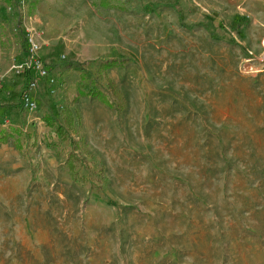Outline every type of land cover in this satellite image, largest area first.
Instances as JSON below:
<instances>
[{"label":"rangeland","instance_id":"374dc122","mask_svg":"<svg viewBox=\"0 0 264 264\" xmlns=\"http://www.w3.org/2000/svg\"><path fill=\"white\" fill-rule=\"evenodd\" d=\"M10 1L0 0L11 62L0 95L12 101L5 106L21 107L17 119L26 112L34 122L40 111L62 119V106L81 87L109 90L98 69L112 55L84 66L63 52L55 86L40 79L29 90L39 94L36 111L24 107L18 98L25 77L13 64L26 58V33H42L32 25L36 11L47 6L58 21L75 20L80 15L67 12L75 2L80 14H101L102 38L115 13L100 0ZM84 3L93 6L90 13ZM216 6L196 8L202 22L192 31L170 16L166 31L146 33L154 43L135 44V59L107 71L124 110L81 98L74 106L81 125L65 141L42 117L46 131L33 142L31 132L13 130L11 118L0 113V135L9 133L0 142L1 170L34 164L32 157L52 160L39 184L19 185L28 171L0 177V264H264V11L233 19L219 16L223 5ZM11 138L20 153L2 149ZM70 156L78 180L68 168ZM57 179L76 181L79 196ZM18 226L23 236L15 238Z\"/></svg>","mask_w":264,"mask_h":264},{"label":"crops","instance_id":"0c3cea01","mask_svg":"<svg viewBox=\"0 0 264 264\" xmlns=\"http://www.w3.org/2000/svg\"><path fill=\"white\" fill-rule=\"evenodd\" d=\"M123 1L124 0H117L114 1V3L124 4ZM216 2L222 3L224 10V15H218L230 16L233 17V19L241 17L247 20L252 17H256L258 13L264 11V0H128V4H125L127 7L126 10H121L119 8H107L113 9L115 14L114 17L110 19V28L106 29L107 32L109 31V34H104L105 37L102 38L101 32L103 30L104 21L102 20L101 14L97 15V13L94 14L93 12H91L90 9L93 6L86 7L85 3V6H83L87 8L89 10V13L91 12L92 15L88 16L87 13L80 14V12H78V5L75 2H70L67 9L68 14L72 16L80 15L79 18H75L74 20L72 17V19L69 18L68 20H64L63 22L58 21L55 18L56 12L52 11L46 6L45 8H40V10L36 11L32 19V25L36 29H41V34L36 33V38L41 44H43L42 50L40 52V57L49 67L52 75L55 76L54 69H56V64H58L59 62L58 59L60 53L63 54V52H65L69 56V60H74L77 63L85 62L84 66L90 63L91 60L101 59L106 55H112V58L119 59H135L134 54L131 52V48L135 44L137 45L144 42L150 43V40L152 39H148V37L145 36L146 33L153 32L154 34H157L160 30L166 31V23L168 17L172 16L175 21L179 23L180 29L182 27V29L185 28V31L187 32L192 31L195 25L193 23H197V21L202 22V20L195 18L196 15H198L197 17L200 16V14H196V8L199 9L198 7L200 6V8L203 9H213L212 11H216L214 10L218 9V7L216 6ZM88 5L90 6L92 4L90 3ZM120 17L122 18L119 19ZM215 21L216 24L220 23V20ZM57 23L59 28H57L56 26ZM198 25L199 24H196V26ZM172 27L175 28L177 26L174 25ZM88 28L90 32L93 31V34L90 36L87 35ZM208 30L213 31L214 29L211 28ZM8 39L9 36L6 34V31L4 29L2 30V27H0V79H4L3 82L5 90L8 83L6 80L9 74L8 70L9 66H11V62L8 61L7 58L10 53H8L6 50V41H8ZM154 40H152L153 43ZM24 46L27 49V45L23 44V46H21L22 51L25 49ZM24 54H26V50H24ZM19 76L23 75H18V77ZM9 82L12 81L9 79ZM22 88L23 87L21 86L19 93L20 91L22 92ZM30 96L35 101H38L39 94L37 90L33 92L30 91ZM0 98V113H3L6 115V117L11 118V127H14L12 129L14 130L16 128H22L25 130L26 128L28 133H32V138L30 140H32L33 142L36 141L38 143V141L40 140L41 131L45 130V128L41 126L44 123L43 121H41V118L46 113H40L41 111L36 112L35 121L31 122V120L28 119V116H30L31 114L22 112L25 115V118L19 117L21 119L19 120L17 119V116L18 111L21 107L9 105L5 106V104H11L12 101L10 102L6 98V96L5 99H2L4 98V94H1ZM18 99H20V96ZM14 100V104L18 103V100ZM100 103L102 102L100 101ZM48 129L52 131L50 127H48ZM16 142L17 141H15V138H11V140H9L7 143H2V146H4L2 149L11 150V152L14 154L20 153V149L15 147ZM9 143H13L14 145L11 147L7 145ZM52 146L55 147L54 144ZM131 146L133 151H135L134 145ZM52 156H54V154H52ZM31 160L34 161V164H36L34 165L32 162L30 163L29 160V163H25V165L19 164L18 166H15V169L13 170L11 169L9 171H5L0 169V177L12 175H15L17 177L22 175L23 172L28 171L29 179L24 178L22 180L21 177H18V180L20 181L19 185H21L22 187H27L31 182L32 185L41 183V177H39V174L44 169L45 163H51L52 160L48 159L42 160L40 162L35 159V157H32ZM53 161L57 160L55 159ZM63 166L64 165H62V167ZM54 168L55 167L52 168L53 174L54 171H57V168ZM57 181L61 186H64V189H68L70 191L73 188L71 191H81V189H79L76 185V181H74L75 183H72L71 181H61L60 179H57ZM77 194L79 196V192H77ZM84 202L85 197L83 198L82 203ZM107 203L110 204V201H108ZM111 205L113 206L114 204ZM20 227L21 226H18L16 228L15 238L23 236V231L22 229H20ZM30 230L31 233H33V230ZM120 243L121 250L123 251L125 244L123 235L121 237Z\"/></svg>","mask_w":264,"mask_h":264},{"label":"trees","instance_id":"16d2710c","mask_svg":"<svg viewBox=\"0 0 264 264\" xmlns=\"http://www.w3.org/2000/svg\"><path fill=\"white\" fill-rule=\"evenodd\" d=\"M10 1V0H9ZM114 1L117 0H100L99 5L103 6L105 8H119L121 10H126L127 7L126 5L123 4H116ZM11 2V1H10ZM125 63V60L123 59H118V58H112V59H107L106 61L102 62L99 66L98 72L100 74H104L107 81H108V91L103 90L102 88H94V89H89L86 90L83 87H81L77 95L73 97L72 100L69 102H66L62 108H61V117L62 119L59 118L57 115H53L50 113H46L42 120L46 123L47 126L52 127L56 131V135L60 137L62 140H67L69 138V129L73 128L76 123L78 125H81V117L79 112L77 111L74 106L79 103L80 99L83 97H92L94 99H98L101 102H104L112 107H117V109L121 112L124 110L126 101L125 99L121 96L119 90L117 89V86L115 83L107 76V71L115 66L122 65ZM76 62L74 61H69L67 62V65H74ZM25 81L23 83V88L22 92L20 95V99H23L28 95L29 90L33 84V80L31 78V75L29 71H27L24 74ZM108 92V93H107ZM111 92L112 96L114 97V100H111L109 97V93ZM9 139V133L3 132L0 135V142L2 141H7ZM68 168L72 175L74 176L75 180H78L77 172L75 171V164L73 162L72 156L69 157L67 161Z\"/></svg>","mask_w":264,"mask_h":264},{"label":"built area","instance_id":"2783aa9c","mask_svg":"<svg viewBox=\"0 0 264 264\" xmlns=\"http://www.w3.org/2000/svg\"><path fill=\"white\" fill-rule=\"evenodd\" d=\"M26 45V58L21 62L13 64L15 73L18 75H24L27 71H29L33 80L32 86L39 85V80L42 78H47L49 85L55 86V76L52 75L49 67L40 57L41 45L32 31H28L26 33ZM3 80V78L0 79V92L4 89ZM21 103L29 110H35L38 106L36 101L30 96V92L25 98L21 99Z\"/></svg>","mask_w":264,"mask_h":264}]
</instances>
